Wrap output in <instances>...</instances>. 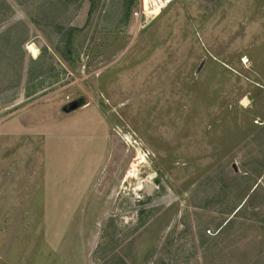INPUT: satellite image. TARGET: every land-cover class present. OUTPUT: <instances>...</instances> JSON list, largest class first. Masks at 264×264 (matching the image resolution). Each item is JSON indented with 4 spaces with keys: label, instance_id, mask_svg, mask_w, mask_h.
<instances>
[{
    "label": "rangeland",
    "instance_id": "374dc122",
    "mask_svg": "<svg viewBox=\"0 0 264 264\" xmlns=\"http://www.w3.org/2000/svg\"><path fill=\"white\" fill-rule=\"evenodd\" d=\"M149 2L0 0V264H264V0Z\"/></svg>",
    "mask_w": 264,
    "mask_h": 264
},
{
    "label": "water",
    "instance_id": "95a60500",
    "mask_svg": "<svg viewBox=\"0 0 264 264\" xmlns=\"http://www.w3.org/2000/svg\"><path fill=\"white\" fill-rule=\"evenodd\" d=\"M139 18H140V12L137 9H134L132 12L130 26L128 28L129 35H134V33L136 32L138 28Z\"/></svg>",
    "mask_w": 264,
    "mask_h": 264
},
{
    "label": "bare ground",
    "instance_id": "6f19581e",
    "mask_svg": "<svg viewBox=\"0 0 264 264\" xmlns=\"http://www.w3.org/2000/svg\"><path fill=\"white\" fill-rule=\"evenodd\" d=\"M149 0H144V7L146 9V11L149 9ZM154 9V8H153ZM151 10V9H150ZM28 52L33 56V57H37L39 56L40 52L38 50V48L35 45H29L28 46ZM246 103V102H245Z\"/></svg>",
    "mask_w": 264,
    "mask_h": 264
}]
</instances>
